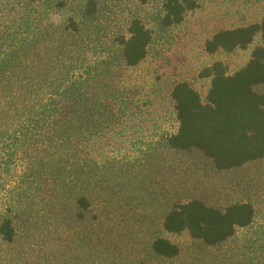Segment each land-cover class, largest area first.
<instances>
[{
    "label": "rangeland",
    "instance_id": "1",
    "mask_svg": "<svg viewBox=\"0 0 264 264\" xmlns=\"http://www.w3.org/2000/svg\"><path fill=\"white\" fill-rule=\"evenodd\" d=\"M58 1L64 5L57 7ZM86 1L0 0V6L25 3L36 10L34 23L54 27L37 35L49 50L32 55L29 75L34 68L53 72L58 63L89 76L72 99L76 154H58L72 163L60 166L50 154L32 174L27 169L24 175L21 163L15 174L13 164L0 171V219L8 215L14 225L11 241L0 237V263L264 264V157L218 170L198 151H178L164 141L174 128L173 83L188 81L204 97L209 82L198 77L203 65L221 60L230 72L244 65L251 47L209 53L203 42L221 28L259 21L264 0H192L182 21L168 26L162 23L164 0H96L93 13L86 12ZM69 15L76 31L64 27ZM0 18H7L2 11ZM133 18L153 35L146 57L126 67L116 37ZM86 135L90 147L81 150ZM81 195L86 207L77 202ZM191 198L219 208L247 201L254 219L216 246L165 231L167 211ZM158 236L177 244L178 255L156 254L151 244Z\"/></svg>",
    "mask_w": 264,
    "mask_h": 264
},
{
    "label": "trees",
    "instance_id": "2",
    "mask_svg": "<svg viewBox=\"0 0 264 264\" xmlns=\"http://www.w3.org/2000/svg\"><path fill=\"white\" fill-rule=\"evenodd\" d=\"M24 4L0 6V12L7 17L4 21L0 18V171L13 164L15 174L21 163L26 175L27 169L32 174L40 167L38 164H45L43 155H57L56 164L60 166L72 163L58 154H76L79 141L73 126L78 108L72 99L89 76L75 69L65 71L58 63L53 72L44 75L34 68L29 75L32 55L49 50L36 41L37 35L47 34L44 30L54 27L41 20L34 23L36 10ZM63 5L62 1L56 4ZM193 5L192 0H164L162 23L168 26L181 22ZM85 10L93 13L96 0H87ZM67 19L64 27L76 31L74 16ZM152 35L140 18L130 20L126 31L116 37L123 66L134 67L146 57ZM257 36L259 40L255 42ZM248 47V60L233 72L221 60L200 68L198 77L209 82L204 97L188 81L173 83L169 97L174 128L164 136L165 144L178 151H198L218 170L264 157V91L259 89L264 86V6L259 21L221 28L203 42V49L209 53ZM85 108L90 113V108ZM82 143L85 149L81 150L90 147L87 135ZM46 176L40 175L44 183ZM77 202L82 207L88 204L83 195ZM254 214L253 204L247 201H233L219 208L191 198L172 205L164 215L162 228L170 233L186 232L194 240L216 246L230 239L237 229L250 226ZM13 234L12 220L2 216L0 237L9 242ZM151 248L168 258L179 252L178 245L163 236L156 237Z\"/></svg>",
    "mask_w": 264,
    "mask_h": 264
}]
</instances>
